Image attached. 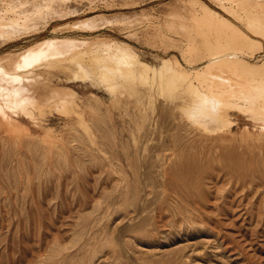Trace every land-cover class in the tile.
<instances>
[{
    "label": "rangeland",
    "instance_id": "rangeland-1",
    "mask_svg": "<svg viewBox=\"0 0 264 264\" xmlns=\"http://www.w3.org/2000/svg\"><path fill=\"white\" fill-rule=\"evenodd\" d=\"M191 1L0 0V61L13 70L31 56H67L68 48L98 55L99 63L110 54L113 74L119 62L125 68L117 83L71 61L44 68L48 88H72L83 100L86 125L73 112L33 118L7 108L18 129L0 116V264H264V34L205 0L251 35L248 44L221 45L253 73L214 69L262 94L254 102L228 88L235 90L228 101L247 108H229L234 121L217 130L188 112L191 92L172 71L178 60L193 73L211 57L200 39L188 48L186 34L202 29L190 16L200 5ZM177 14L188 15V26ZM55 37L89 41L78 49L51 40L46 52L41 41ZM123 42L134 54L122 53ZM29 46L32 55L17 56ZM116 51L123 55L115 61L126 62H113ZM29 68L25 76L39 69Z\"/></svg>",
    "mask_w": 264,
    "mask_h": 264
},
{
    "label": "bare ground",
    "instance_id": "bare-ground-1",
    "mask_svg": "<svg viewBox=\"0 0 264 264\" xmlns=\"http://www.w3.org/2000/svg\"><path fill=\"white\" fill-rule=\"evenodd\" d=\"M218 1L222 5V6L221 5L220 6L224 9H226L227 11H229L230 14H232L233 16H238L241 20L243 19L244 22L246 20V22H247L246 26H249V28H251L254 31V33H256V34L260 33L262 35L264 34V0H237L236 1L237 3H235L232 0L231 1H229V0H218ZM12 3L13 2H11V4ZM192 3H194L195 5H197V4L200 5L199 8L192 9L190 16H191V19L199 20V23H197V24H199L200 29L201 28L202 29L201 30L197 29V30H199V33H196L198 35L192 34V33L186 34L188 36V40L190 41V43H189L190 46L188 48H195L198 46L200 47V45H198L195 42L196 40L198 41V39H200V41H202L204 43L203 44L204 47H206L207 51L211 54V57L209 58L208 62L203 64V66L196 68L193 73H191V71L189 72V71L185 70L186 68L183 69L184 67H181L180 63H178L179 62L178 60L176 62V68H173L172 71L175 72V75L177 76L178 80L180 79V82L184 81L183 82L184 86H186V88L189 89V91L191 92L190 98L192 99V102H191L192 104H191L190 109H189L190 111H188V112H190V114H192V116L195 115L194 117H198L197 119H199V120L201 118L204 121V123L206 122V124L208 123V125H213V127L216 126V129L218 127L225 129L228 126H231L232 122L234 121L231 119V112H230L229 108H236V106H237L238 108L241 109V108L246 107L245 105L242 106V105H239V103L235 104L232 101H228V100H230L229 99V91L230 90L228 88L233 87L236 89V91L237 90L240 91L242 89L243 92H245L244 94H247V95H245V97L248 100L250 99L251 101L258 99L260 97L259 95H262V94H259V90L257 91L258 87L257 88L254 87L253 85H251L250 82H249L250 85H246L245 83L243 84L242 82H240L241 79L239 81H237V77L235 78L236 80L234 81L233 79H231V78H233V76H231V77L225 76L221 73L222 69H218V71H216L217 69L215 70L214 68H216V67L222 68L224 66H228L233 71H237V69L243 67L240 70H242V71H243V69H244V71L246 70L244 72V74L247 71H249V74L251 72L253 73L254 65H252V70H251V66L247 65L248 62L246 63L245 61H242L243 59L242 60L239 59V57L235 54H228V53L226 54L225 52H226L227 46L225 45L226 46V48H225L224 46L221 45L223 40H226V43H228L229 46L230 45H232V46L236 45L237 42H235V41L233 42V40H237V39H240V41L243 40L242 42H244V41L247 42V38L249 37V40H250L251 35H249V33H247L246 31H244L239 26V24H236L227 15L223 14L221 11H219L218 9H216L213 6H211L210 4H208L205 0H194V1H191L190 5ZM194 4L192 7L195 6ZM178 12H181V11L179 10ZM189 12H190V10H189ZM184 15H186V14H177L176 15L179 18L178 25L180 27L188 26V24L185 22L186 20L184 21L186 24H182V21L184 19L188 18V15H186V16H184ZM178 18H177V20H178ZM200 20L203 23H205V25L200 23ZM203 26H206V28L204 29ZM0 28H3L1 22H0ZM211 30L212 31L214 30V32H216V35H217V38L215 37V39H217L216 42L212 41L214 39L215 33H211ZM212 37H213V39H212ZM53 40H56V42L59 41V43L62 42V44H60V46L61 45L66 46V45H63L64 42H65L64 44H69V46H70V43H73V44H71L72 46L74 45V43L75 44L79 43V45L80 44L82 45L84 43L83 41H85V40L82 41L81 39H76V38H72V37H59V38L55 37L54 39H47L45 41H41V40L40 41H41V43L48 44V45L43 44L44 45L43 47L44 48L46 47L47 49H49V47H47V46H49L50 43L53 42ZM192 40H193V43L195 42L196 45L192 43ZM88 41H85V42H88ZM46 42H50V43H46ZM67 42H69V43H67ZM242 42H240V43H242ZM238 43H239V41H238ZM124 44H126L125 45L126 50H124V52H122V53L124 54L125 51H127L126 52L127 54H128V52H131L132 54H134L132 52L134 50L131 49L130 45H128L127 43H124ZM244 44H248V43L244 42ZM249 44H251V43H249ZM35 45L36 44H34L33 46H35ZM37 45H36V47H38V48L41 47L40 45L39 46H37ZM51 45H53V44H51ZM51 45H50V47H51ZM79 45H77L78 49L80 48ZM107 45H109V43ZM77 46H76V48H77ZM66 47H64V48H66ZM74 47H71V48H74ZM106 47H108V46H106ZM123 47H124V45H123ZM223 47H224V49H223ZM31 48L32 47L29 46V48L21 50L17 56H21L23 54L24 56H21V57H27L28 51L32 55L33 52L30 51ZM46 48H45V50H47ZM51 48H50V50H52ZM53 48L55 49L56 46ZM60 48L62 50L63 47H60ZM60 48L58 51H60ZM66 49H63V51L64 50L66 51ZM75 50H77V49H75ZM224 50H225V52H224ZM107 51H108V49H107ZM46 52H49V50H47ZM66 52L69 53V48ZM66 52H64V54ZM75 52L73 53V51H72V53H69V55H68V53H66L67 56L63 55V54H59L60 52H57V51H54L52 53H48L45 56L40 57V58L37 56H33V57L31 56L29 58H26L23 63H19L17 66H15L16 68L18 67L16 70H13L12 69L13 67L12 68L9 67V65H11V64H9L8 61H6V62L9 65L4 60H2L3 62L0 61V64L2 63L1 65H3V63H6V65H7L4 67L1 66L2 68H4V69H5V67L11 68V69H9L10 71H8V69L1 70L2 68L0 67L1 68L0 69V116L5 119L4 121H6L5 122L6 124L10 125L13 129H18V127H20L19 123H18V125H19L18 126L17 123H15V121L12 120V117L10 118V116L8 115V112L6 111V109L10 108L11 110H14V111L26 113L33 118L38 117V114L44 115V114H46L47 111L52 112V113L53 112L59 113V114H61V113L71 114L73 112L75 114L74 116L79 117L82 124L86 125V122H85L86 119L80 117V116H82V114L84 113V110H85L84 105L81 103V101L83 102V100H81V101L79 100V98L75 95V93L71 91L72 88L70 90H67L68 88L64 89L63 86H62V88H58V87L48 88L49 86L47 87V84H46L44 77H43V72H45L44 68H58V67L67 66V65H65L66 61H71L72 63L78 64L82 68L87 66L88 68L87 67L86 68L89 71L87 70L86 72H89L88 74H90V75L94 74V75L100 76V77H102V80H104V82L105 81L109 82V80H112V79H114L116 81V78L120 74L118 73L119 70H117V71L115 70L117 72V74H115V72L113 74L109 70V66H111V64L109 65V60H111L112 57L109 60H106V59H107V57H109L110 54L106 58H102V59H104V61L103 60L101 61V58H100V61L102 63H99V61H98L99 56L98 55L93 56L94 55L93 53L87 54L89 51L87 53H85V52H76L75 53ZM24 53H27V54H24ZM111 53H112V50H111ZM122 53L120 54V53H117V51H116V53H114V54H117V55H114L115 57L113 56V58H115L113 60V62L116 60V56L123 55ZM95 54H97V53H95ZM127 54H124V55L127 57ZM129 55H128V57H129ZM3 56L9 57V56H14V54H12L11 52H7L6 55H3ZM131 57H133V56H131ZM21 59H23V58H21ZM122 59H124V58H122ZM122 59L120 57L118 58V60H122ZM6 60H8V58ZM11 60H12V58H11ZM15 60H16V57H14L13 61H15ZM18 60H20L19 57H17L16 61H18ZM118 60L115 61V63H117ZM125 60L126 59H124V61ZM9 61H10V59H9ZM13 61H11V63H14ZM46 62H47V65H43ZM120 63L121 62H119V64ZM138 63L141 64L140 62H138ZM119 64L116 65V67L120 68L121 71H123L125 68L123 69L121 67V65H119ZM123 64H126V63H123ZM170 64H171V61H169V60L166 62L164 61V65L168 66ZM126 65L129 66V64H126ZM32 66L33 67L35 66V68H32V69H36V68H39V69L36 72H31L30 76H25V74H23L22 71H25V70H27V68L32 67ZM147 66L149 68V65H146V67ZM249 66H250V68H249ZM19 67L24 68V70L19 69ZM113 67H114V65H113ZM129 67L132 68V66H129ZM131 68H130V71H131ZM148 68L146 70H148ZM165 68H167V69L169 68V71L166 69L168 71V73L171 71L169 66L165 67ZM110 69H112V68H110ZM162 69H164V67L163 68L161 67V70ZM79 70H80V68H79ZM127 70H129V69H127ZM127 70H125V71H127ZM132 70H133L132 73H134V69H132ZM121 71H119V72H121ZM256 71L257 70H255V72ZM128 73H130V72H128ZM142 73H143V71H142ZM236 76H237V74H236ZM193 77H197L199 79L198 83H196L192 79ZM46 81H49V80H46ZM115 83H117V81ZM113 85H115V84H113ZM113 85H111V86H113ZM181 85H182V83H181ZM45 87H46V89H42ZM115 88H116V85H115ZM230 92H235V90L232 91V89H231ZM261 92H263V88H262ZM237 94H239V93H237ZM96 96L97 95L95 94L94 97L96 98ZM232 96L230 98H232V99L235 98ZM245 97L243 95L242 98H245ZM88 98H89V96H88ZM86 100H88V99H86ZM263 100H264V98H263ZM263 100L261 99L260 104L263 103V105H264ZM92 102H93L92 100L91 101L88 100L84 104H86L88 107H91V109H92L94 107ZM254 102H256V101H254ZM258 102H257V104H258ZM102 104H104V103L102 102ZM249 104H251V103L249 102ZM252 104H254V103H252ZM252 104H251V106H253V108L255 109L256 105L255 104L252 105ZM101 107H102V105H101ZM261 107H263V106L259 107V104H258V107H257L258 110ZM97 111H99V110H97ZM261 112H263V109L261 110ZM92 114L93 113H91V115ZM90 119H92V118H90ZM75 122H76V124L73 125V126H75L74 129H76V125H77V123H79L77 121H75ZM82 124H81V126H82ZM21 125H22V123H21ZM69 125H71V124H69ZM21 127H23V126H21ZM87 127H89V126H87ZM210 127L212 128V126H210ZM205 129H207V127H205ZM28 135H30V134H28ZM49 135H50V132H49ZM76 135H78V134H76ZM33 137H34V135H33ZM107 234H108V232H107Z\"/></svg>",
    "mask_w": 264,
    "mask_h": 264
}]
</instances>
